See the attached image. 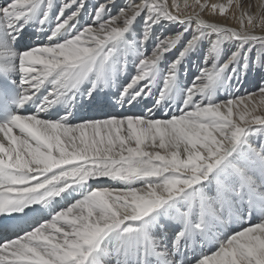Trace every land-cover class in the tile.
<instances>
[{"label":"snow or ice","instance_id":"1","mask_svg":"<svg viewBox=\"0 0 264 264\" xmlns=\"http://www.w3.org/2000/svg\"><path fill=\"white\" fill-rule=\"evenodd\" d=\"M245 3L0 0V264H264Z\"/></svg>","mask_w":264,"mask_h":264},{"label":"bare ground","instance_id":"2","mask_svg":"<svg viewBox=\"0 0 264 264\" xmlns=\"http://www.w3.org/2000/svg\"><path fill=\"white\" fill-rule=\"evenodd\" d=\"M57 2L59 3L60 0H57ZM87 2H88V5H89V11H91V5L100 2V0H87ZM126 2H128V0H117V4L118 5H123ZM175 2L179 3L181 5V8L183 9V5L185 3V0H175ZM187 2L189 4H193L194 0H187ZM201 2H203V0H201ZM210 2H224V0H210ZM169 3L170 4L173 3V0H169ZM246 3H248V2H246ZM262 4H264V0H258V2L257 1H252V7L249 10L252 12V14L259 15V14H261V12H264V9L261 8ZM245 7L247 8L248 6H246V4H245ZM113 11H115V9H113ZM187 11H192V9L189 8V9H187ZM236 15L238 16L239 12H237ZM84 18L87 20L89 17L85 16ZM206 18H208V17H206ZM217 18L220 19L221 21H223V18H221L219 16ZM228 23L230 24V26L238 27V22L236 20H231L230 19L228 21ZM31 31L32 30H29V32H31ZM158 34H159V31H158ZM202 56H203V50L200 53L195 54L189 60V62L187 64V74L186 75H182V80L184 81V83H186V84L189 83L193 79V77L196 74H198V67L197 66L203 67ZM258 78H260V77L256 76L255 74H254V77H253V75L250 76L248 81L245 82V84L240 88V92L238 93V95L239 94H244L245 92H249L253 88V86L255 84H257V79ZM262 83H264V81H262ZM220 95H221V97H223L224 93H220ZM254 99L259 101L260 98H259L258 94H257V96L254 97ZM146 103H147L148 106H151L152 99L149 98L146 101ZM112 110L115 111V112L121 111V109H119L118 107L115 108V109H112ZM157 115H161V113L157 112Z\"/></svg>","mask_w":264,"mask_h":264},{"label":"rangeland","instance_id":"3","mask_svg":"<svg viewBox=\"0 0 264 264\" xmlns=\"http://www.w3.org/2000/svg\"><path fill=\"white\" fill-rule=\"evenodd\" d=\"M252 1H257V2H258V0H246V2H248V3H245L246 6H248V5H250V4L252 5ZM40 39H42V38L31 36V37H29V39H28L27 42H28V43L39 42ZM253 77H254V74H253ZM261 83H262L261 79L258 78V79H257V84H255V85L253 86V88H252L249 92H253V91L256 92V91H257V86L260 85Z\"/></svg>","mask_w":264,"mask_h":264}]
</instances>
